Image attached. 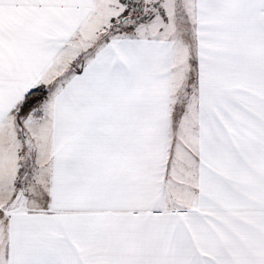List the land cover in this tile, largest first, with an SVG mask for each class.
<instances>
[{
  "label": "snow or ice",
  "instance_id": "snow-or-ice-1",
  "mask_svg": "<svg viewBox=\"0 0 264 264\" xmlns=\"http://www.w3.org/2000/svg\"><path fill=\"white\" fill-rule=\"evenodd\" d=\"M0 264H264V0H0Z\"/></svg>",
  "mask_w": 264,
  "mask_h": 264
}]
</instances>
